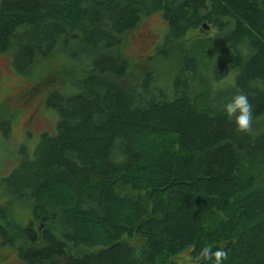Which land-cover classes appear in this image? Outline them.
I'll list each match as a JSON object with an SVG mask.
<instances>
[{
  "label": "trees",
  "instance_id": "trees-1",
  "mask_svg": "<svg viewBox=\"0 0 264 264\" xmlns=\"http://www.w3.org/2000/svg\"><path fill=\"white\" fill-rule=\"evenodd\" d=\"M153 14L161 42L139 69L123 43ZM0 54L21 75L54 54L80 73L75 92L44 97L54 132L0 176L7 201L61 231L63 245L43 228L48 242L24 259L176 264L188 247L190 264H214L197 260L207 246L224 264H264V179L250 187L240 169L264 168V0H0ZM227 78L229 93L212 87ZM237 93L253 105L250 134L223 111Z\"/></svg>",
  "mask_w": 264,
  "mask_h": 264
},
{
  "label": "rangeland",
  "instance_id": "rangeland-1",
  "mask_svg": "<svg viewBox=\"0 0 264 264\" xmlns=\"http://www.w3.org/2000/svg\"><path fill=\"white\" fill-rule=\"evenodd\" d=\"M150 28H153L152 32ZM163 30L161 18L158 14H153L128 34V42L125 38L123 52L131 57L139 69L149 66L147 57L153 53V47L161 42ZM186 36L190 40L198 36V32L190 31ZM79 75L78 61L70 56L54 54L46 59H40L30 68L28 74L21 75L14 73L7 56L0 54V121L3 120L6 124L5 132L0 128V176L6 175L25 153L31 154L40 133L54 132L57 116L44 105V97L49 91L62 87L66 88V93L75 92L73 82ZM228 81L227 78L213 83L212 87L219 86L223 92L229 93L225 86ZM240 169L245 173L250 187L262 184L264 168L241 162ZM0 199L6 197L0 194ZM15 208L21 211L20 204ZM51 215V223L47 226L53 231L59 230L57 219L54 220ZM94 250V247L75 248L67 244L65 251L67 255H73ZM189 252L187 247L171 257V260L176 264H190L192 260Z\"/></svg>",
  "mask_w": 264,
  "mask_h": 264
},
{
  "label": "flooded vegetation",
  "instance_id": "flooded-vegetation-1",
  "mask_svg": "<svg viewBox=\"0 0 264 264\" xmlns=\"http://www.w3.org/2000/svg\"><path fill=\"white\" fill-rule=\"evenodd\" d=\"M3 201L10 203V207L7 209L8 217L6 222H0V263L43 264L40 262L33 263V261L31 263V260H26L21 256V252L26 254L28 250L38 248L48 242L42 232L43 228H47V225L51 222L49 221L45 227L44 221L39 218L33 219L30 202L26 201V199H13L11 201L0 199V206ZM19 204L21 205V211L15 208ZM21 212L22 214H19ZM45 232H49L53 237L57 238L60 245H63L60 236L61 231L45 229ZM56 261L58 264H65V257L61 256Z\"/></svg>",
  "mask_w": 264,
  "mask_h": 264
},
{
  "label": "clouds",
  "instance_id": "clouds-1",
  "mask_svg": "<svg viewBox=\"0 0 264 264\" xmlns=\"http://www.w3.org/2000/svg\"><path fill=\"white\" fill-rule=\"evenodd\" d=\"M223 111L229 120L234 118L236 131L243 134L252 132L253 105L246 94L237 93L230 102L223 106ZM228 258V253L223 248L213 251L210 247L200 250L197 260H212L214 264H224Z\"/></svg>",
  "mask_w": 264,
  "mask_h": 264
}]
</instances>
